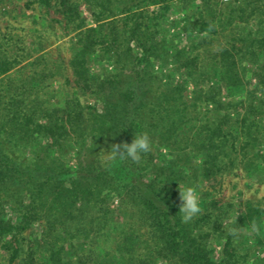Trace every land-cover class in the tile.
Wrapping results in <instances>:
<instances>
[{
  "label": "trees",
  "instance_id": "16d2710c",
  "mask_svg": "<svg viewBox=\"0 0 264 264\" xmlns=\"http://www.w3.org/2000/svg\"><path fill=\"white\" fill-rule=\"evenodd\" d=\"M85 1L100 17L96 13L104 6L102 1ZM38 3L71 12L78 8L75 0ZM220 15L204 22L211 36L206 40L215 43L211 53L216 55L203 66L189 49L174 45L164 49L146 41L142 45L148 57L163 50L181 55L176 60L194 85L191 103L182 99L183 87L163 86L152 74L150 60L133 58L129 47L117 60L119 72L98 81L102 114L83 111L77 101L72 109L44 108L37 101L22 109L14 94L10 104L2 106L0 88V264H238L227 240L220 258L211 257L210 240L219 239L220 225L209 206L187 224L179 213L178 186L184 169L194 166L199 176L209 180L222 176L234 163L256 167L264 157V0H233ZM140 29L143 37L153 38L156 32L154 26ZM88 32L84 28L79 35ZM112 48H104L105 54ZM5 56L0 47V77L8 71L4 67L20 62ZM206 73L214 74L216 86H199ZM232 95H241L242 113L229 112ZM111 130L112 142L95 143ZM145 131L152 150L158 145L166 155L155 160L151 151L139 164L116 160L109 165L97 157L98 150L131 143L135 134ZM35 134L51 137L47 146L36 141L38 150L52 143L72 145L76 168L69 169L53 151L36 157L35 168L7 154L6 144L30 143ZM62 134L71 138L61 139ZM88 138L93 145L83 148ZM178 159L183 161L182 169ZM116 183L122 192L115 190ZM186 183L197 187L194 181ZM114 193H118L117 206ZM127 206L136 223L128 224L121 216ZM263 215L261 208L248 207L238 222L244 231H253V223L259 230ZM36 223L38 234L29 236L26 231Z\"/></svg>",
  "mask_w": 264,
  "mask_h": 264
},
{
  "label": "rangeland",
  "instance_id": "374dc122",
  "mask_svg": "<svg viewBox=\"0 0 264 264\" xmlns=\"http://www.w3.org/2000/svg\"><path fill=\"white\" fill-rule=\"evenodd\" d=\"M101 1L104 6L96 13L98 15L100 12V17H96L85 0H75L78 8L72 9V12L64 7H39L38 0H0V47L5 50V58L15 57L20 60L18 64L3 68L8 71L0 77L2 106L10 104L14 94L18 96L22 109L30 108L36 101L44 108L72 109V104L77 101L83 111L102 114L105 107L103 100L96 96V92L100 93L98 81L109 73L119 72L121 64L117 60L122 57L126 47L130 48L133 58L141 61L150 60L152 74L163 86H168L169 89L183 87L182 99L188 103L193 101V82L186 75L188 71L180 67L176 60L181 55L169 54L163 50L148 57L150 55L142 52V45L146 41L164 46V49L173 45L179 50L189 49L188 52L191 50L202 66L208 64L215 59L216 52L211 53L215 43L213 45L206 40L211 36H208L209 31L204 27L206 26L204 22L216 16L220 18V14L228 10L229 3L233 0ZM66 18H70L71 21ZM75 23L79 26H75ZM145 26H154L156 32L153 38L141 36L142 31L139 27ZM200 26L203 28L202 31ZM84 28L89 32L79 35ZM120 35L122 37L119 38ZM89 44L94 45L91 47ZM84 45L91 48L87 46L84 49ZM111 45L112 52L105 54L104 48ZM115 50L117 52H114ZM86 70L89 72L85 74ZM193 78L197 79V74ZM204 78V82L199 84L200 87L216 86L214 74L206 73ZM228 101L232 107L229 112L242 113L239 105L243 101L241 95L229 96ZM4 116L5 113L2 114L1 120ZM39 120L41 123L45 122ZM64 136L66 135L62 134L61 139ZM113 137L111 130L95 143L101 145L110 143ZM50 138L45 134H35L31 137L30 143L24 141L13 146L11 142L5 145V150L9 156L11 154L21 161L30 162L29 166L32 168L38 165L39 160H35L36 157L53 151L63 158L69 169L76 168L75 150L72 145L60 146L52 143L53 147L43 146L41 150L35 146L36 141L41 140L45 145ZM70 138L71 136H66L64 140L68 141ZM92 145L93 142L88 138L82 146L88 148ZM102 150L109 151L102 148L98 150V155ZM152 154L156 160L166 155V150L154 145ZM252 154L258 155V151L253 150ZM182 163L183 161L178 159L181 169ZM157 164L160 165L159 161ZM234 164V167L222 176L209 180L199 176L194 166L186 168L183 170L185 175L180 186L187 185L186 182H196L203 212H206L209 206V211L217 217L220 230L216 235L220 236L219 241L211 239L209 244L213 259L220 258L223 242L227 240L234 250V258L238 264H264V215L261 228L256 231H244L238 222L248 207L264 210V157L260 158L256 167L244 168L242 163ZM148 173L150 174L149 171ZM114 187L116 191L122 192L120 184L116 183ZM206 191H212L211 195ZM117 194L114 193V206L119 202ZM121 216L127 219L128 224L137 221L135 213H132L129 207ZM121 220L123 221L122 218ZM233 228L242 229L236 237L230 234ZM26 233L29 236L37 235V223Z\"/></svg>",
  "mask_w": 264,
  "mask_h": 264
},
{
  "label": "clouds",
  "instance_id": "9594fccd",
  "mask_svg": "<svg viewBox=\"0 0 264 264\" xmlns=\"http://www.w3.org/2000/svg\"><path fill=\"white\" fill-rule=\"evenodd\" d=\"M152 151V140L148 132L135 134L131 143L113 144L111 150L108 152L101 151L97 156L101 163L109 165L112 161H131L132 163L139 164L143 157ZM101 153L103 155H101ZM179 199L181 201L179 213L182 223H190L199 215L202 214L203 208L201 204V195L196 186L192 185H179ZM238 215L235 217L237 221ZM252 230H257V225H251ZM241 228H233L230 234L234 237L239 235Z\"/></svg>",
  "mask_w": 264,
  "mask_h": 264
}]
</instances>
